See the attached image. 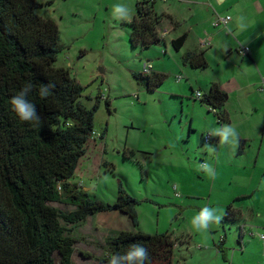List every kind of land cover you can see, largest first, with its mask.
Returning <instances> with one entry per match:
<instances>
[{"label":"rangeland","instance_id":"obj_1","mask_svg":"<svg viewBox=\"0 0 264 264\" xmlns=\"http://www.w3.org/2000/svg\"><path fill=\"white\" fill-rule=\"evenodd\" d=\"M41 1L52 3L37 13L54 18L60 29L62 50L56 65L70 68L85 87L83 101L88 107L98 104L94 130L104 135L91 139L71 182L108 204L116 201L120 187L139 201L138 226L118 209L98 212L78 225L73 231L79 240L75 244V263L107 264L109 236L123 230H142L151 234L167 232L179 240L172 264H231L219 248L224 245L221 241L225 233L226 247L238 246L237 223L225 222V231L221 223L213 224L207 232L199 233L189 224L204 205L218 209L221 202L229 200L237 184L233 182L228 166L232 160L228 157L220 162L214 178L198 170L202 162L212 164L216 170L212 158L216 151L204 147L203 137L205 131L206 134L214 128L207 120L208 113L213 112L190 96L188 81L180 75L175 61H181V54L169 44L172 57L158 59L160 54L154 50L160 51L161 45L148 49L132 46L128 20L115 19L112 10L116 4H125L132 18L136 13L135 0ZM147 55L152 60L150 64H166L172 74H167L164 83L153 92L138 84L133 76V72H143ZM179 76L183 77L180 85L176 81ZM181 85L186 86L188 96L169 92ZM192 119L194 130L190 131ZM215 138L208 144L216 147ZM132 146L136 155L130 154ZM229 148L223 144L222 154ZM51 204L62 211L72 210L63 203ZM222 214L224 217L225 211ZM258 240L250 234L243 237L255 255L245 264H264V257L259 259L256 255L260 249ZM82 250L90 252L86 253L91 255L88 260H83Z\"/></svg>","mask_w":264,"mask_h":264},{"label":"trees","instance_id":"obj_2","mask_svg":"<svg viewBox=\"0 0 264 264\" xmlns=\"http://www.w3.org/2000/svg\"><path fill=\"white\" fill-rule=\"evenodd\" d=\"M50 3L0 0V264H76L77 241L71 233L98 212L118 209L138 226L139 201L122 187L116 201L108 204L71 182L95 132L98 104L88 107L83 101L85 87L70 68L56 65L62 50L58 23L37 13ZM155 5L156 0L137 1L136 13L127 22L132 46L148 49L165 42L159 30L168 17L159 14ZM186 38L183 34L172 40L173 48L180 50ZM182 61L195 69L209 65L203 51H187ZM133 76L149 92L165 80V74L153 70L133 72ZM29 81L34 88L27 99L42 117L40 126L20 121L10 104L11 97ZM49 81L55 89L41 98L39 85ZM200 100L227 119L226 93L218 83ZM106 104L110 109L108 99ZM136 152L130 150L131 155ZM53 202L72 210L62 211ZM238 219L229 204L222 223ZM134 242L148 248L152 264H172L179 240L167 232L142 230H123L106 239L110 254H123Z\"/></svg>","mask_w":264,"mask_h":264},{"label":"crops","instance_id":"obj_3","mask_svg":"<svg viewBox=\"0 0 264 264\" xmlns=\"http://www.w3.org/2000/svg\"><path fill=\"white\" fill-rule=\"evenodd\" d=\"M135 1L137 3L138 0ZM155 7L159 14L168 17L163 19L160 28L167 31L165 42L158 44L162 46L160 51L154 50L160 54L158 59L164 56L171 58L169 44L172 46V40L186 34L184 46L176 50L181 54V61H175L180 75L188 81L190 96L201 102L196 97V92L200 91L203 95L208 93L213 83H218L226 93V120L210 110L209 105L201 103L208 106L209 112H213L208 113V116L214 114L207 116L211 127L229 124L240 135L239 146L233 148L230 145L229 155L228 152L227 155L222 154L223 144H219V138L213 139L216 142V154L212 158L216 166L215 175L224 157L232 160L228 166L233 182L237 184V190L232 192L231 198L221 202L218 209L222 214L226 212L229 204H233L237 211L239 219L234 223L238 224L240 230L238 246L226 247L228 237L225 236L221 241L224 245L221 244L219 250L226 260L231 259V264H245L246 259H255V255L243 242V237L246 234L251 235L252 231L264 230V186L261 183L264 181V0H156ZM226 15L231 16L227 26L215 24L219 16ZM239 17L244 18L246 26L243 29L239 26ZM240 45L249 47L248 55L241 56L238 53ZM192 50L205 52L209 63L206 69H195L183 63V54ZM147 56V62H151L150 55ZM152 66L153 71L165 74V79L167 74L172 75L166 64ZM182 82L183 79L177 81L179 85ZM169 92L180 97L188 96L185 85ZM193 125L192 119L190 131L194 130ZM131 149L135 150L133 146ZM221 225L224 227V223L221 222ZM73 231L71 235L75 237ZM214 231L216 228L212 233ZM75 238L78 243L79 240ZM258 241L260 249L256 255L261 259L264 257V238H259ZM178 244L179 242L176 247ZM86 253L90 252H80L83 260L91 257Z\"/></svg>","mask_w":264,"mask_h":264},{"label":"clouds","instance_id":"obj_4","mask_svg":"<svg viewBox=\"0 0 264 264\" xmlns=\"http://www.w3.org/2000/svg\"><path fill=\"white\" fill-rule=\"evenodd\" d=\"M112 14L115 19L130 20L131 10L125 4H116L113 7ZM238 23L241 29L246 25L244 24V18L239 17ZM34 85L31 81L26 82L22 89L10 99L12 111L16 114L20 121L31 122L37 126L42 123V117L40 116L36 105L29 101L27 97L33 91ZM55 89V84L51 81L48 83H41L39 85V95L41 98H47ZM209 137H218L219 144L231 145L233 148L239 146L240 135L235 127L229 124H222L219 127L211 128L207 133ZM204 147L210 151L215 152L216 147L205 144ZM198 170L205 173L209 178L215 177V168L208 162H202L199 164ZM264 186V181L261 182ZM223 220L221 210L204 205L200 210L190 218L189 224L191 228L196 232H207L211 225H219ZM258 238H264V230H258L256 232ZM107 264H152L151 254L148 248L140 242H134L129 245L128 249L123 253H114L108 256Z\"/></svg>","mask_w":264,"mask_h":264},{"label":"built area","instance_id":"obj_5","mask_svg":"<svg viewBox=\"0 0 264 264\" xmlns=\"http://www.w3.org/2000/svg\"><path fill=\"white\" fill-rule=\"evenodd\" d=\"M231 20V16L230 15H226V16H219L217 18V20L215 21V24L218 25V24H222L224 26H227V24L229 23V21ZM159 33L161 35V37H165L167 31L164 30V29H160L159 30ZM238 53L241 55V56H246L249 54V47L248 46H242L240 45L239 48H238ZM153 69V66L152 64H150L149 62H145L144 65H143V72L145 73H150ZM182 76H179L177 78V81H181L182 80ZM262 89L264 90V78H263V81H262ZM196 97L199 98V99H202L203 98V94L200 92V91H197L196 92ZM211 110H213L214 112H217V110L215 108H211ZM102 138V134L101 133H96L94 132L93 134V139L94 138ZM212 140V137H209L207 136L206 134L204 135V142L206 144L210 143ZM251 235L252 236H255L256 235V232H251ZM223 240V238H222Z\"/></svg>","mask_w":264,"mask_h":264}]
</instances>
